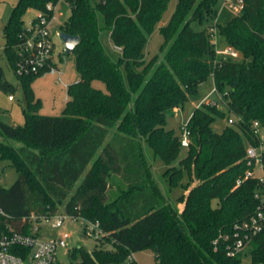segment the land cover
I'll return each instance as SVG.
<instances>
[{"label": "trees", "instance_id": "trees-1", "mask_svg": "<svg viewBox=\"0 0 264 264\" xmlns=\"http://www.w3.org/2000/svg\"><path fill=\"white\" fill-rule=\"evenodd\" d=\"M49 2H65L71 10L60 31L80 37L73 51L79 78L68 86L62 114L46 115L31 86L42 74L20 75L25 123L0 120V159H9L19 174L9 187L0 185V208L8 215L3 222L26 232L24 218L53 216L59 205L72 218L98 220L103 234L94 237L93 252H69L79 257L76 264H138L129 256L148 248L157 264H241L247 253L252 264H264V227L237 255L228 254L223 240L216 248L213 243L255 212L256 193L264 191L258 177L245 178L254 166L249 147L262 146L264 168V0H245L238 15L220 10L222 0H177L159 28L160 50L150 59L146 46L170 0H18L4 26V50L13 67L26 12L46 11ZM99 13L111 42L122 48L118 59L98 38ZM214 24L219 43L233 46L238 57L217 52L208 31ZM209 76L234 121L215 131L212 123L227 113L219 103L197 106L183 126L189 144L179 158L182 137L166 127L167 118ZM95 80L106 90L94 86ZM0 87L15 89L3 75ZM144 144L167 165L163 176L170 188L183 187L176 198L181 210L164 197ZM117 178L125 186L110 197ZM83 234L89 236L86 223ZM104 239L113 249L99 247Z\"/></svg>", "mask_w": 264, "mask_h": 264}, {"label": "rangeland", "instance_id": "rangeland-1", "mask_svg": "<svg viewBox=\"0 0 264 264\" xmlns=\"http://www.w3.org/2000/svg\"><path fill=\"white\" fill-rule=\"evenodd\" d=\"M17 1L18 0H0V77L3 75L5 79H7L15 86V89L10 92H6L0 87V120L11 125H24V108H26L24 87L20 75L11 65L4 50L6 44V38L4 37V26L7 23ZM176 4L177 0H170L168 7L163 14L161 22L155 26L145 49L147 59H150L152 56L159 52L160 46L164 41V37L161 34L159 28L160 26L165 25L170 19L172 13L175 10ZM70 13L71 10L65 2L58 3L55 8L53 19L50 25V33L56 43V63L61 71L60 75H40L36 77L31 84L35 96L41 101L39 109V112L41 114H62L69 97L68 86L69 84L76 82L79 78V74L75 66V54L73 52H66L64 44L57 34V32L60 31L61 24L64 22V20L69 18ZM35 14V9H29L24 16L25 22H29L35 16ZM98 27V38L102 43L104 49L113 59H118L120 51L111 42L110 34L104 28L105 18L102 13L98 14ZM227 49H232L238 53V56L240 55L239 51L233 46L218 43L217 50L225 51ZM218 53L221 54L222 52ZM93 85L106 90L105 84L99 80L93 81ZM10 94L14 96L13 100L9 99ZM207 99L215 100L217 103H219V108L227 113L226 105L221 102L218 93H216L215 91L214 79L212 76H209L206 80L199 83L197 92L194 97L186 101L184 106L176 110L175 113L168 116L166 127L174 129L176 134L183 137V126L189 120L195 108L201 105ZM229 116L230 115L227 113L226 116L220 117L215 120L212 123V128L215 131L221 132L229 123ZM259 132L263 139L264 145V130L260 127ZM15 142L16 141H13V144L18 147V144H16ZM144 151L145 156L153 170V176L162 188L164 197L170 203L176 205L179 210H181L184 204L178 203L176 198L184 192L183 187L181 185H178L170 188L168 182L163 176V172L167 165L165 164L161 156L155 154L153 150L148 146V144H144ZM186 153L187 147L183 145L179 158L184 157ZM177 163L178 160H176L175 164ZM260 174L264 176V173L262 171H260ZM18 175L19 174L16 167L12 165V162L9 159H0L1 186L9 187L18 178ZM185 180L186 178L184 179V181ZM119 186H125V184L117 178L115 179L113 187L110 190V197H113L117 194L115 192H117V188ZM185 193H187V191ZM216 204L217 200L214 201V205ZM54 216L50 219L49 222H45L42 224L39 235L42 239H50L58 237L61 230H64L70 234V237L67 239L68 246L60 247L57 250V264H76L79 261V257L72 258L70 257L69 252L73 251L77 247H83L89 253L93 252L98 243L93 235L86 236L83 234V226L86 222L83 218H72L67 216L64 212V205H59V209ZM58 216H66L64 226L62 228L53 226L54 219ZM99 247L108 250L113 249V246L105 239L99 241ZM133 256L138 264H157L155 254L150 248L137 251L133 254ZM108 264L117 263L112 262ZM241 264H252V257L250 253L244 255Z\"/></svg>", "mask_w": 264, "mask_h": 264}, {"label": "built area", "instance_id": "built-area-1", "mask_svg": "<svg viewBox=\"0 0 264 264\" xmlns=\"http://www.w3.org/2000/svg\"><path fill=\"white\" fill-rule=\"evenodd\" d=\"M56 6L49 2L46 5V11L37 10L35 16L29 22H25L26 28L23 31V41L18 49L19 57L14 66L19 75L29 73L60 75L61 71L56 63V43L50 33V25ZM244 6L245 0H222L220 10L225 9L234 15H238L242 12ZM49 11H53V14L50 15ZM208 31L211 41L217 50L219 43L217 25L210 26ZM60 32L58 31L57 34L60 35ZM116 48L120 52L122 51L120 46H116ZM217 52H222L233 57L238 56V53L232 49L225 51L217 50ZM9 99L13 100L14 96L10 94ZM204 102L210 105L217 103L213 99H207ZM233 121L234 119L231 117L229 122L233 123ZM254 125L258 127V122H255ZM188 144L187 133L183 131L182 145L188 146ZM261 147L251 146L248 148L247 156L249 163L254 162V166L252 169L246 171L245 178L258 177L264 187V176L260 174V171L264 173L260 155ZM241 182L242 180L239 179L238 184ZM256 197L260 203L255 212L249 218L236 223L232 235L222 234L216 238L213 241L215 248L221 239L226 243L229 255L233 256L246 251L250 243L264 227V191L256 193ZM7 216L0 208V264H57V250L60 247L68 246L67 239L70 237V234L61 230L58 237L50 239H42L39 235L42 224L49 222L54 215L39 217L32 214L24 218L23 223L28 226V231L26 232L15 230L9 224L4 223L3 220ZM65 219L66 216L56 217L53 226L62 228ZM85 223L89 236L99 237L103 234L98 220L86 221ZM133 259V255L129 256V261Z\"/></svg>", "mask_w": 264, "mask_h": 264}, {"label": "water", "instance_id": "water-1", "mask_svg": "<svg viewBox=\"0 0 264 264\" xmlns=\"http://www.w3.org/2000/svg\"><path fill=\"white\" fill-rule=\"evenodd\" d=\"M59 37L62 40L67 53L73 52L75 47L80 42L79 35H72L70 33L64 32V31L60 32Z\"/></svg>", "mask_w": 264, "mask_h": 264}, {"label": "crops", "instance_id": "crops-1", "mask_svg": "<svg viewBox=\"0 0 264 264\" xmlns=\"http://www.w3.org/2000/svg\"><path fill=\"white\" fill-rule=\"evenodd\" d=\"M37 11V10H36ZM16 144H18L17 146H20L21 145V143L20 142H15ZM152 169V168H151ZM152 173H153V170H152ZM161 190H162V188H161ZM135 259V258H134Z\"/></svg>", "mask_w": 264, "mask_h": 264}]
</instances>
